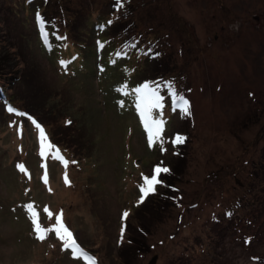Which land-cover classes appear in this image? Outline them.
Masks as SVG:
<instances>
[{"label":"rangeland","instance_id":"rangeland-1","mask_svg":"<svg viewBox=\"0 0 264 264\" xmlns=\"http://www.w3.org/2000/svg\"><path fill=\"white\" fill-rule=\"evenodd\" d=\"M55 1L44 22L33 0H0V264H87L37 237L29 202L98 264H264V0ZM146 81L162 97L151 144ZM156 166L173 183L159 173L140 200Z\"/></svg>","mask_w":264,"mask_h":264},{"label":"snow or ice","instance_id":"snow-or-ice-1","mask_svg":"<svg viewBox=\"0 0 264 264\" xmlns=\"http://www.w3.org/2000/svg\"><path fill=\"white\" fill-rule=\"evenodd\" d=\"M60 63L65 64L66 62L61 60ZM159 87H160L159 84L150 85V83L146 81L134 89V91L137 93L136 107L139 110L141 117L143 118L145 128L148 130V138L150 144L152 142L153 136L158 135L160 131L161 122L157 120H153L150 115L152 108L161 106L162 97L158 93ZM168 87L171 90V82H168ZM176 99L180 103V107H182L185 111H187L188 101L184 98V96L179 95L176 97ZM8 111L15 112L17 110L9 106ZM33 123H36V121L33 120ZM36 127L40 129L41 155H43L45 147L52 149L55 146L52 145L51 143L46 144V136L44 130L41 128V126L38 123H36ZM182 139L183 138L181 136L177 135L176 140L173 142L174 143L180 142L182 141ZM58 151L59 150H57V154ZM59 158L63 159V157H59ZM17 167L22 172L25 173L27 172V169L22 163H18ZM167 171L168 169L166 167L161 168L160 166H156L151 176H143L144 182L139 185L141 191L140 200H143L144 195H146L148 192L154 191V185L160 182L158 180V174ZM65 181L66 183L68 182L67 177H65ZM25 207L31 213L33 228L39 239H44L45 236L48 234V232L54 230L57 237H59L62 241H66L63 244V247L72 248V255L74 257L83 258L87 262V264H96L95 257L89 255L82 248H80V246L72 238V233L68 230V228L65 226L63 222L62 212L55 214L54 224H51L49 227H43L38 222V213L33 207V202H29L28 204L25 205ZM44 212L47 213L50 217L53 215V213L49 211L47 206L44 207ZM124 215H127V213H125ZM121 232H123V228H121Z\"/></svg>","mask_w":264,"mask_h":264},{"label":"trees","instance_id":"trees-1","mask_svg":"<svg viewBox=\"0 0 264 264\" xmlns=\"http://www.w3.org/2000/svg\"><path fill=\"white\" fill-rule=\"evenodd\" d=\"M48 0H33V2H34V4H35V6H34V11L36 12V10L38 9V8H40L41 10H42V16H43V18L45 19L44 20V22L46 21V19H47V17H48V13L47 12H45L46 11V2H47ZM51 1V0H50ZM40 2H41V4H40ZM54 3H57L56 5H55V7L57 8V9H59L60 8V6H63L62 5V3H60L59 2V0H57V1H55ZM53 3V4H54ZM136 13L135 12H125V15H124V19L126 20V22H127V19L128 20H130L131 22L130 23H133V19H132V17L135 15ZM55 17V16H54ZM43 24V23H42ZM41 23L39 24V25H42ZM102 24H105L104 22H102ZM123 26H125V25H122L121 27H120V29H122L123 28ZM131 26V25H130ZM130 26H128V28L126 29V30H128L129 28H130ZM119 29V30H120ZM116 31H118V30H116ZM141 33H143L142 32V30H136L135 32H132V31H129V32H126V34H129V40L128 41H125V43H130L131 41H133V39H134V37L137 35V34H141ZM149 34H153V35H156V36H154V37H152L151 39H156V38H158V33H156V32H154V30H150L149 32H148ZM52 36H53V33L52 32H50V37L52 38ZM2 75V73H0V76ZM3 97V96H2ZM1 97V98H2ZM0 98V100H2ZM10 100L11 101H7V102H3V103H5L6 105H8V106H11V107H13V108H17L16 106H15V103L13 102L14 101V99H11L10 98ZM3 101V100H2ZM175 166L176 167H179L180 166V162L178 161V162H176L175 163ZM264 168V160H262L261 162L260 161H254V188H258L259 186H260V183L259 182H257L256 180H255V176L257 175L258 176V174H259V172L260 171H262V169ZM174 173H175V171H174V168H171V170H168V172L165 174L166 176L164 177V179H165V181H166V183H168V184H172L173 182L171 181L172 180V178H170L172 175H174ZM163 194H164V192H163ZM163 194L161 193V195L160 194H158V196H156V200L155 201H158V203L159 204H161L162 203V200H167V199H165L164 198V196H163ZM151 196L153 195V194H150ZM241 204H242V202H241ZM160 206V205H159ZM257 206V205H256Z\"/></svg>","mask_w":264,"mask_h":264},{"label":"water","instance_id":"water-1","mask_svg":"<svg viewBox=\"0 0 264 264\" xmlns=\"http://www.w3.org/2000/svg\"><path fill=\"white\" fill-rule=\"evenodd\" d=\"M156 260V256H153V259L151 260V262L149 264H154Z\"/></svg>","mask_w":264,"mask_h":264}]
</instances>
